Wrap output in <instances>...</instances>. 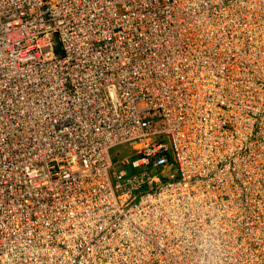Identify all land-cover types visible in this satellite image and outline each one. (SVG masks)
<instances>
[{"label":"built area","instance_id":"obj_1","mask_svg":"<svg viewBox=\"0 0 264 264\" xmlns=\"http://www.w3.org/2000/svg\"><path fill=\"white\" fill-rule=\"evenodd\" d=\"M0 264H264V0H0Z\"/></svg>","mask_w":264,"mask_h":264},{"label":"bare ground","instance_id":"obj_2","mask_svg":"<svg viewBox=\"0 0 264 264\" xmlns=\"http://www.w3.org/2000/svg\"><path fill=\"white\" fill-rule=\"evenodd\" d=\"M80 17H85V13L83 12V11H81L80 10ZM83 23H80V27H81V29L83 28ZM76 32H78L79 33V41H80V45H83L84 46V48L82 47V46H77V49H76V51L74 52V54L76 55V56H85V55H88L89 53H90V49H89V45H91V38L89 37V36H87L84 32H82V31H80L78 28L76 29ZM59 46H61V47H63L62 45H59ZM86 50V51H85ZM105 52L103 51V50H98V51H94L93 53H92V55H96V56H99V57H101V58H104L105 57ZM232 55V53L231 52H227L226 53V55H224L223 56V58H224V61H230V59H228V56H231ZM44 57L46 58V59H48V57L50 58V56H49V54L46 52L45 53V55H44ZM149 58H152L153 59V57H150V56H148ZM37 59L38 60H41V58H40V56L39 57H37ZM212 59H214V58H212ZM96 64H99V62L97 61L96 62ZM102 70H104V68H102ZM103 72V71H102ZM51 103H50V100L49 99H47L46 101H45V104H44V111H45V115H46V117H47V119L49 120V124H50V127H48V128H46V130L44 131V134L43 135H45V134H47V137H49V136H54V138H57V135L54 133V129L56 130V125H58V126H64V121L67 119V114L64 116V117H62L60 120H58V122H56V124H53L52 122H51V119L49 118V114H48V107H49V105H50ZM34 111V109L32 108V109H30V111H28L27 113H25L24 114V116H23V118L24 119H29L30 118V116H31V113ZM73 120H78V118H72ZM73 134V133H72ZM74 136H76V134H73ZM62 138L63 139H65V136L62 134ZM47 139V138H46ZM41 140H44V138H42L41 137ZM48 140V139H47ZM80 140L81 141H76V143L75 144H72V143H70L69 141H64L63 142V145H62V143H59L58 144V146L59 147H63L64 148V151L65 152H70L72 155H75L76 153H77V144H80V143H84L85 141H83V136L81 135V138H80ZM39 143H36V146H38L39 148H40V151H39V154H38V157H37V160H40V159H43V156L45 157V153L46 152H48L49 150V148L47 147V146H49L52 142L51 141H49L48 140V143L46 144V145H43V144H41V142L40 141H38ZM43 148H42V147ZM57 146V145H56ZM90 147H88V149H86L85 151L88 153L89 151H90ZM44 160V159H43ZM91 164H94V163H86V165L87 166H90ZM39 167H41V166H39ZM42 168V167H41ZM38 174V172L37 173H35L34 174V176H36ZM34 176H31V179H33L34 178ZM32 184H35V186L34 187H32V188H30L31 189V192H30V194L27 192V194L29 195V197L27 198V207H25L28 211H27V213L25 214V215H17L16 217H14V221L15 222H19L20 220H21V229H22V233L23 234H25V232H26V230L24 229V226L26 225V228H27V226H28V231L26 232V234L27 235H32L33 234V222H32V220H31V218L33 217V216H39V218L42 220H44L45 218H43V211L45 210V209H47V207H48V205H49V201H50V199L51 198H53V197H55L56 198V195H46V197L48 198V201L44 204V205H42V204H40L39 205V210H34V211H32L31 209H30V207L32 206V201H31V199H32V197H35L36 196V192H39L40 191V188H39V181H34ZM30 189H28V191L30 190ZM49 189H51V188H47V190H49ZM63 191V189L61 188V192ZM23 196V195H22ZM53 196V197H52ZM20 196H17V199L19 198ZM59 200H61V199H59ZM63 200V199H62ZM81 213H82V207H81ZM5 214V213H4ZM6 215V217L8 218V216H9V213H6L5 214ZM30 219V220H29ZM26 220H29L30 221V226L28 225L29 224V222L27 223L26 222V224L24 225V223H25V221ZM101 220V226H104V225H112L113 226V228L114 227H116V224H115V221H112L113 219L112 218H109L108 220L107 219H104V218H101L100 219ZM45 222L44 221H39L37 224H36V226L39 228V231H37V233L38 234H43V232H42V230H43V226H45ZM104 224V225H103ZM63 224H61L60 225V227L61 228H63V229H68L67 227H64V226H62ZM111 226V227H112ZM114 229H116L117 231H119V229L118 228H114ZM35 234H36V232H35ZM106 240L108 241V242H110V239L109 238H106ZM10 245H15V243H13V244H10ZM10 247V246H9ZM12 247H10V249H11Z\"/></svg>","mask_w":264,"mask_h":264},{"label":"rangeland","instance_id":"obj_3","mask_svg":"<svg viewBox=\"0 0 264 264\" xmlns=\"http://www.w3.org/2000/svg\"><path fill=\"white\" fill-rule=\"evenodd\" d=\"M134 147H119L117 149L114 150L113 155H114V159L116 161V164H120L125 161V160H129L131 157H133L136 154V151L133 150ZM118 167V166H117ZM160 172V170L158 171ZM166 171H163V174L165 175ZM129 175H132L129 172ZM254 236H256V234H254Z\"/></svg>","mask_w":264,"mask_h":264}]
</instances>
